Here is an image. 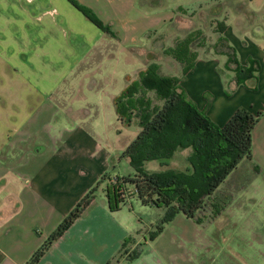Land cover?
<instances>
[{"label":"rangeland","instance_id":"1","mask_svg":"<svg viewBox=\"0 0 264 264\" xmlns=\"http://www.w3.org/2000/svg\"><path fill=\"white\" fill-rule=\"evenodd\" d=\"M82 1L112 28L124 22V28L131 25L137 27L134 34L146 36L151 32H159L150 36L144 44L136 46L131 54L135 57L129 61L121 53L95 61L88 58L75 61L72 74L65 78L67 83L61 84L62 87H72L74 84V94L82 96L75 100L74 108H80L82 113L88 112L83 116L81 126L99 143V146H94L86 141L81 146L84 150L97 147L93 154L95 157L92 160L81 157L79 162H74L82 171L80 187L70 188L69 193L76 195L79 188L81 191L87 186L83 193L80 192L77 203L88 190L95 187L92 199L100 203L108 200L107 186L118 184V178L133 173L128 158L121 156V153L137 135L139 125L136 118L129 125H124L117 118L114 108V97L124 87V74L134 76L143 61L146 65L153 58L159 63L160 72L180 75L179 62L164 52V49L189 32L194 33L191 49L197 50V54L217 56L220 62L223 55L227 58V55L235 54L237 58L238 52L233 43L218 31L219 21L229 26L237 38H253L264 52V0H163L158 11L150 10L145 0H124V12L112 8L113 3L120 0H93L98 2L96 5H93L92 0ZM175 3L178 5L171 12ZM6 10L10 8L6 6ZM198 29L199 33L196 32ZM15 36L18 39L23 37V29H0V50L5 51L7 56L12 52L11 43H18ZM21 42H25L23 38ZM84 46L82 43L81 47ZM28 51L29 48L23 49L19 56L28 58ZM32 60L34 74L29 75V78L33 84L40 77L41 71L48 69L51 73L61 69L59 65L63 64V61L57 59H51L48 63ZM230 63V66L234 65V62ZM87 65L90 66L85 70L77 69ZM80 72H87L88 75ZM43 101L48 102L47 99ZM63 111L62 107L40 104L33 110L31 121L24 126L32 134L27 140L29 148L73 146L70 140L65 139L69 124H65ZM189 152L188 149L178 152L165 165H161L159 160H149L145 167L148 170L185 169L189 165L185 160ZM246 164L247 160L243 158L210 197L206 198L210 201L207 209L198 213L201 220L177 211L169 220L164 221L165 206L142 203L134 185L127 183L125 196L118 200V210L100 214L99 219L104 224L115 220L124 227V239H127L124 248L121 244H112L110 235H107L95 242L89 241V251L83 245H61L51 251L47 260L51 264H264V171L257 176L251 187H245V182L251 180L253 174ZM12 174L9 177L3 175L1 179H12ZM0 192L3 194L1 189ZM224 201L228 211L215 216L213 204ZM85 221H89V217ZM159 224H163L162 230L150 238ZM81 226L80 221L71 229ZM34 227L39 232L47 229L40 222ZM134 252H138L136 256Z\"/></svg>","mask_w":264,"mask_h":264},{"label":"crops","instance_id":"2","mask_svg":"<svg viewBox=\"0 0 264 264\" xmlns=\"http://www.w3.org/2000/svg\"><path fill=\"white\" fill-rule=\"evenodd\" d=\"M77 1L85 5L82 0ZM92 2L93 5L98 4ZM162 2L145 0L152 11H158ZM174 5L171 12L178 4ZM6 6L10 10H6ZM112 6L114 10L124 12V0L114 2ZM101 22L105 28L97 26L69 0H0V29L21 28L24 33L20 39L14 37L18 43H11L12 52L8 56L0 50V189L3 191V194L0 192V264H24L74 206L80 192L83 193L87 188L85 186L81 191L79 188L76 195L69 193L70 188L80 187L82 171L74 162H79L81 157L91 160L95 157L93 154L97 147L84 150L81 146L86 141L99 146L92 134L81 126L83 116L88 112L82 113L80 108H74L75 100L82 96L74 94L76 89L71 82L72 87L61 86L67 83L65 78L71 73L74 62L87 58L95 61L116 53L124 54L125 60L129 61L135 57L131 54L136 46L159 33L155 31L141 36L134 34L137 30L135 25L124 28V22H120L112 28L103 19ZM223 33L237 49L239 64L247 65L250 58L258 62L255 78L237 82L232 68L234 65L229 68L225 66V55L220 62L217 56L198 54L192 68L180 79V87L218 125H223L235 109L241 106L252 112L263 111L252 129L251 158H246V166L253 174L244 185L251 187L257 176L264 171V52L253 38H237L229 26H226ZM22 38L24 43L21 42ZM82 43L85 45L83 48ZM25 48H29L28 58L23 59L19 55ZM32 59L42 63L57 59L63 61V64L59 65L61 69L51 73L48 69L41 71L40 77L33 84L29 78V75L34 74ZM143 63L139 69L145 67ZM89 66L77 69L85 70ZM80 74L88 75L87 72ZM128 76L131 74H124V85ZM45 99L52 103H45ZM39 104L64 108L62 113L65 124H69L65 139L70 140L73 146L39 149L27 146V140L32 134L24 126L31 121L30 114ZM187 149L190 150H177L174 155ZM11 173H14L12 179H1L3 175L9 177ZM108 208V200L99 203L92 199L36 264H51L47 260L48 255L61 245H83L89 251V241L95 242L107 235H110L115 246L122 244L124 227L120 223L115 220L105 224L99 222L100 214L116 210ZM227 211L225 203L215 216ZM88 217L89 221H85ZM80 221L82 226L72 230L73 225L75 227ZM38 222L47 228L44 232L34 227Z\"/></svg>","mask_w":264,"mask_h":264},{"label":"trees","instance_id":"3","mask_svg":"<svg viewBox=\"0 0 264 264\" xmlns=\"http://www.w3.org/2000/svg\"><path fill=\"white\" fill-rule=\"evenodd\" d=\"M69 1L97 26L105 28L89 7L77 0ZM218 24V31L224 34L226 24L223 21ZM194 37V33L189 32L164 49L179 62L180 75L160 72L159 63L151 58L134 76L127 77L123 89L114 97L117 118L124 125H129L136 118L139 131L121 153V156L128 158L133 173L118 178V184L107 186L108 206L111 209H117L118 200L125 196L121 195L120 189L132 183L142 203L165 206L164 221L177 211L201 220L198 213L207 209L210 201L206 198L243 158H251L252 129L263 111L252 112L241 106L223 125H218L180 87V79L192 68L198 55L197 50L191 49ZM248 60L247 65H241L235 54L227 55L225 66L229 68L230 62H234L232 68L237 82L255 78L258 62L252 58ZM184 148L190 149L186 156L189 165L185 169L148 170L145 167L149 160H159L161 165H165L175 151ZM94 190L95 187H92L80 198L24 264L38 262L50 245L81 214L92 199ZM224 204L214 203L213 214L216 215ZM162 228L163 224H159L150 238ZM126 243L127 239H124L122 248Z\"/></svg>","mask_w":264,"mask_h":264},{"label":"built area","instance_id":"4","mask_svg":"<svg viewBox=\"0 0 264 264\" xmlns=\"http://www.w3.org/2000/svg\"><path fill=\"white\" fill-rule=\"evenodd\" d=\"M114 179H116V178H114ZM120 191H121V195L124 196V189L122 188V189H120Z\"/></svg>","mask_w":264,"mask_h":264}]
</instances>
